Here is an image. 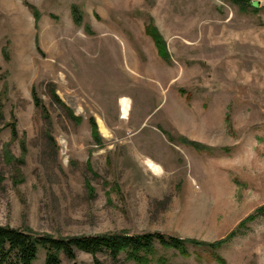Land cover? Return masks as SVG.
Masks as SVG:
<instances>
[{
    "label": "rangeland",
    "instance_id": "1",
    "mask_svg": "<svg viewBox=\"0 0 264 264\" xmlns=\"http://www.w3.org/2000/svg\"><path fill=\"white\" fill-rule=\"evenodd\" d=\"M248 1L256 11L231 0H0V226L213 243L255 214L215 254L264 264V0ZM52 89L65 109L51 103ZM186 249L156 246L148 264H219L202 247ZM44 258L39 250L33 264ZM60 259L94 264L80 252Z\"/></svg>",
    "mask_w": 264,
    "mask_h": 264
},
{
    "label": "trees",
    "instance_id": "2",
    "mask_svg": "<svg viewBox=\"0 0 264 264\" xmlns=\"http://www.w3.org/2000/svg\"><path fill=\"white\" fill-rule=\"evenodd\" d=\"M234 5H237L241 10L251 8L257 10L255 3L248 0H231ZM27 5L26 0H23ZM72 19L76 25L81 24V14L77 7H71ZM34 20L38 19L39 13L37 10L32 9ZM155 45L157 48L158 57L165 62L169 63L170 58L168 52L162 42L155 37ZM31 96L35 108L41 111L43 119L48 121L49 115L45 105L41 99L36 96L35 89H32ZM51 103L59 108L65 109L64 104L55 93L54 89L50 91ZM67 111V110H66ZM69 117L75 122H79L78 118H74L73 114L68 111ZM91 126V133L98 145L99 133L96 123L93 118H89ZM12 138L16 136L15 125H10ZM180 141L184 144L191 146L199 152H211L207 146L201 143L190 141L181 138ZM261 209H257L259 212ZM255 214H251L243 219L237 229L251 222L255 219ZM231 231L225 238L215 241L213 243H205L195 241L192 239H179L176 237H165L158 233H146L141 235H130L126 232L120 233H105L98 235H80L65 238H54L49 235H37L28 228H12L10 226H0V264H33L39 250L45 254L44 264H60V256H64L68 261H73L77 253L89 254L94 264H101L98 260V255H105L111 260H117L121 255L124 256L126 261L134 262L135 264H148L155 255L156 246L162 249H172L179 252L182 256H187V245L202 247L208 252H211L213 260L219 264H225L215 251L220 249L230 239L235 237L238 230Z\"/></svg>",
    "mask_w": 264,
    "mask_h": 264
},
{
    "label": "bare ground",
    "instance_id": "3",
    "mask_svg": "<svg viewBox=\"0 0 264 264\" xmlns=\"http://www.w3.org/2000/svg\"><path fill=\"white\" fill-rule=\"evenodd\" d=\"M119 108H120V113L122 115V118L126 119L129 115V111H130V101L127 98H121L119 100ZM99 127H100V132L103 135H107V131L103 126V123L101 121H99ZM147 168L155 175H160L162 173L161 169L154 164L151 161H148L146 163Z\"/></svg>",
    "mask_w": 264,
    "mask_h": 264
},
{
    "label": "crops",
    "instance_id": "4",
    "mask_svg": "<svg viewBox=\"0 0 264 264\" xmlns=\"http://www.w3.org/2000/svg\"><path fill=\"white\" fill-rule=\"evenodd\" d=\"M185 139V138H184ZM187 140H189V139H187ZM190 141H193V140H190ZM196 142V141H195ZM199 143V142H198Z\"/></svg>",
    "mask_w": 264,
    "mask_h": 264
},
{
    "label": "water",
    "instance_id": "5",
    "mask_svg": "<svg viewBox=\"0 0 264 264\" xmlns=\"http://www.w3.org/2000/svg\"><path fill=\"white\" fill-rule=\"evenodd\" d=\"M255 6L257 7V3H255Z\"/></svg>",
    "mask_w": 264,
    "mask_h": 264
}]
</instances>
